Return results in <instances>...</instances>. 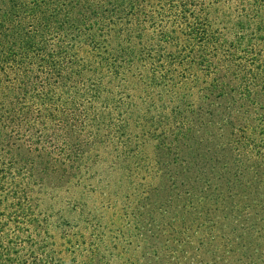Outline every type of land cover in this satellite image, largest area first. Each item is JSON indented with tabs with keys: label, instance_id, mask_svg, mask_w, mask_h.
Segmentation results:
<instances>
[{
	"label": "trees",
	"instance_id": "16d2710c",
	"mask_svg": "<svg viewBox=\"0 0 264 264\" xmlns=\"http://www.w3.org/2000/svg\"><path fill=\"white\" fill-rule=\"evenodd\" d=\"M263 167L264 0H0V264H187Z\"/></svg>",
	"mask_w": 264,
	"mask_h": 264
},
{
	"label": "rangeland",
	"instance_id": "374dc122",
	"mask_svg": "<svg viewBox=\"0 0 264 264\" xmlns=\"http://www.w3.org/2000/svg\"><path fill=\"white\" fill-rule=\"evenodd\" d=\"M251 182L253 184L252 193L244 195L241 189L238 196L239 199L241 198L240 204L242 205V208L236 210L238 215L230 204L231 202L228 203L230 199L222 201L226 207L222 204L221 210H226L229 215L226 217L225 224H222V227H226V231H221V237L210 238L194 246L184 243V249L179 251L178 257L188 258L187 264H264V167L249 173L248 178H242L240 184L243 186ZM225 183L221 184V189ZM158 188L162 190V198L155 201L154 196L151 200L152 204L156 202L160 206L158 219L164 220L167 226L175 225L177 220L184 218L190 219V222L194 221L193 214L188 212L177 214L175 193L166 179H159L155 186L153 185V192ZM157 194L159 195L158 192ZM219 202L221 198L216 200L214 205L219 206ZM143 203L148 205L149 201L143 200ZM246 204H250L252 209L244 208ZM149 226L152 228L149 234H155L154 230H160L157 226L153 227L151 224Z\"/></svg>",
	"mask_w": 264,
	"mask_h": 264
}]
</instances>
